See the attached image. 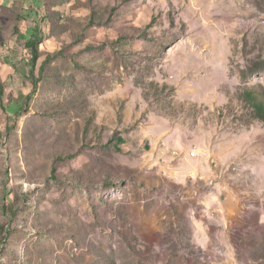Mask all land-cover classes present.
Instances as JSON below:
<instances>
[{
  "label": "rangeland",
  "instance_id": "374dc122",
  "mask_svg": "<svg viewBox=\"0 0 264 264\" xmlns=\"http://www.w3.org/2000/svg\"><path fill=\"white\" fill-rule=\"evenodd\" d=\"M252 61L264 0H0V264H264Z\"/></svg>",
  "mask_w": 264,
  "mask_h": 264
},
{
  "label": "trees",
  "instance_id": "16d2710c",
  "mask_svg": "<svg viewBox=\"0 0 264 264\" xmlns=\"http://www.w3.org/2000/svg\"><path fill=\"white\" fill-rule=\"evenodd\" d=\"M91 22H94V11L91 16ZM32 33V31H30ZM40 37L28 39L26 48L30 51V71L34 73L37 63L40 59V48H39ZM264 71L263 64L260 61H252L250 65L242 71L243 78L251 77L257 73ZM36 86V85H35ZM258 86L247 87L242 93L243 98L251 109L252 120H259L264 122V92L258 91ZM5 89L3 82L0 78V95H4Z\"/></svg>",
  "mask_w": 264,
  "mask_h": 264
},
{
  "label": "crops",
  "instance_id": "0c3cea01",
  "mask_svg": "<svg viewBox=\"0 0 264 264\" xmlns=\"http://www.w3.org/2000/svg\"><path fill=\"white\" fill-rule=\"evenodd\" d=\"M262 136V135H261ZM262 138V137H261ZM260 142H264V138L262 139H259ZM264 146V143L261 144ZM192 155V154H191ZM261 155H264L261 154ZM176 163H175V166L176 168H180L181 170L177 173V178H179V182H183L184 179L186 178V175H184L185 173L182 171V168L181 167H184V166H188V164H194L196 163V157H191L188 153H184L183 156L179 157L178 159H175ZM227 184V176H226V173L224 175H222V173L219 174V180H218V186H219V194H216V198L219 197V203H218V206H219V210H220V214L224 213V216H229V213H233V215L235 214V212L238 211V205L237 204H233V205H228V201L227 199L225 201L222 200V186L223 188H226ZM225 192V191H223ZM219 195V196H218ZM217 206V204L215 205ZM223 210V212H222ZM225 211V212H224Z\"/></svg>",
  "mask_w": 264,
  "mask_h": 264
},
{
  "label": "built area",
  "instance_id": "2783aa9c",
  "mask_svg": "<svg viewBox=\"0 0 264 264\" xmlns=\"http://www.w3.org/2000/svg\"><path fill=\"white\" fill-rule=\"evenodd\" d=\"M193 156L196 157L197 156V152L196 151H192Z\"/></svg>",
  "mask_w": 264,
  "mask_h": 264
}]
</instances>
